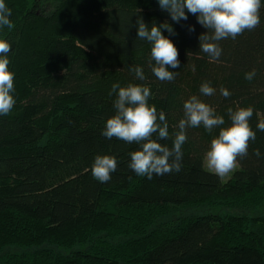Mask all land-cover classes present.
Listing matches in <instances>:
<instances>
[{
  "label": "trees",
  "instance_id": "1",
  "mask_svg": "<svg viewBox=\"0 0 264 264\" xmlns=\"http://www.w3.org/2000/svg\"><path fill=\"white\" fill-rule=\"evenodd\" d=\"M4 2L14 27L0 28V39L11 45L16 103L0 116V264H264V131L256 128L264 119V0L258 27L217 42L218 61L200 51L207 30L197 17L185 9L187 20L174 22L157 0ZM137 19L173 29H161L179 52L173 81L151 72ZM204 82L213 96L200 93ZM114 83L150 87L148 103L169 125V139L157 142L169 148L193 95L224 117L221 127L230 126L228 108L251 106L256 139L225 181L204 168L219 129L203 126L186 130L179 172L137 176L129 153L140 146L101 135L115 114ZM98 155L118 161L106 183L90 171ZM218 207L237 213L204 210Z\"/></svg>",
  "mask_w": 264,
  "mask_h": 264
},
{
  "label": "clouds",
  "instance_id": "2",
  "mask_svg": "<svg viewBox=\"0 0 264 264\" xmlns=\"http://www.w3.org/2000/svg\"><path fill=\"white\" fill-rule=\"evenodd\" d=\"M161 10L166 11L172 21L187 20L185 9L197 17V23L207 30L198 37L200 51L207 54L212 61H218L222 49L217 43L220 40L237 36L245 31H252L260 25L261 0H157ZM11 10L4 0H0V28L7 27L11 30L14 25L9 19ZM161 29L173 33L167 23L159 26L146 25L141 19L136 21V36L151 44L150 55L155 65L151 67L154 76L164 82L175 79L177 72L169 68H179V52L170 39L165 37ZM189 31H194L189 27ZM11 45L0 39V116L11 113L16 100L14 92V73L9 70L10 60L8 54ZM129 71L135 78L146 79L143 69L132 66ZM256 75L255 69L245 73V79L252 81ZM203 96H213L215 89L209 82H204L199 88ZM115 93V114L108 118L101 135L107 139L116 138L126 143H135L140 150L130 152L128 167L140 177L151 180L153 175L179 172L182 168V146L187 142L186 130L188 128H203L212 133L219 129V133L210 141L209 150L205 153L207 168L218 177H226L236 167L238 158L248 155L250 141L256 139V133L250 126L253 108L237 107L227 109L230 126H225L224 117L218 115L215 109L203 102L196 95L189 97L183 103V118L179 120L178 131L174 133L172 147L169 148L157 140L169 139V125L164 112H157L154 105H149L151 97L150 87L141 84L129 83L121 87L119 83L111 86L109 95ZM220 94L228 98L231 93L220 89ZM259 131H264V119H259L256 125ZM156 139H153V136ZM254 155L260 156L258 149ZM118 161L115 156H96L91 165V174L95 180L106 183L111 179V173L116 171Z\"/></svg>",
  "mask_w": 264,
  "mask_h": 264
},
{
  "label": "rangeland",
  "instance_id": "3",
  "mask_svg": "<svg viewBox=\"0 0 264 264\" xmlns=\"http://www.w3.org/2000/svg\"><path fill=\"white\" fill-rule=\"evenodd\" d=\"M204 168L206 169V170H208V171H210L208 168H207V166H206V162H205V159H204ZM237 168H238V165H237V167L229 174V175H227L226 177H223L222 178V180H227V179H229L230 177H231V175L233 174V172L235 171V170H237ZM212 172V171H211ZM204 210H208V211H211V212H217V213H221V214H228V213H237L235 210H228V209H225V208H209V209H207V208H204ZM204 210H201V211H204ZM186 212V211H185ZM253 215V214H252Z\"/></svg>",
  "mask_w": 264,
  "mask_h": 264
}]
</instances>
